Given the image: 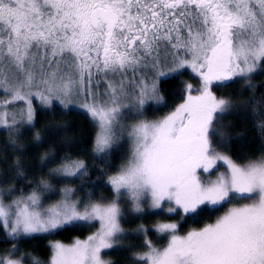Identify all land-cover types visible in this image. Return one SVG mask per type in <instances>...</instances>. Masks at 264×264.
Instances as JSON below:
<instances>
[{"label": "snow or ice", "instance_id": "snow-or-ice-1", "mask_svg": "<svg viewBox=\"0 0 264 264\" xmlns=\"http://www.w3.org/2000/svg\"><path fill=\"white\" fill-rule=\"evenodd\" d=\"M257 77L264 0H0V264H113V249L130 264H264ZM73 112L90 153L57 120ZM237 116L258 151H233ZM90 173L106 180L89 187ZM129 211L164 218L128 231ZM78 229L95 230L55 238Z\"/></svg>", "mask_w": 264, "mask_h": 264}, {"label": "trees", "instance_id": "trees-1", "mask_svg": "<svg viewBox=\"0 0 264 264\" xmlns=\"http://www.w3.org/2000/svg\"><path fill=\"white\" fill-rule=\"evenodd\" d=\"M187 78V77H186ZM255 83L259 86L261 83H264V77H257ZM166 92H167V102L169 105L175 103L172 99V96L176 95L178 96V87H179V81L175 82H169L164 85ZM168 111L167 108H162L159 111L155 112V115H162L164 112ZM153 115V114H151ZM42 122L50 119V117H42ZM57 120L60 123H64L67 121L69 125V135L71 139L74 141L76 146L83 147L85 148L89 153H90V147H89V142L91 138V132L92 128L91 125L88 121V119L84 115L77 114L76 112H73L71 115L66 116V117H57ZM232 124L234 127V142H233V151L234 152H246V151H258L260 146H261V141L258 137V133L253 129V126L251 122L246 121L242 117L237 116L232 120ZM6 139V133L0 129V149L3 148V144ZM76 149H73V152H75ZM63 155V153H61ZM80 158L86 159L90 167L98 172L100 169L104 168V165L101 164L99 161H92L90 158V155H81ZM28 166L30 167H38L39 162L35 159H30L26 161ZM106 180L105 177H100L95 174L90 173V179L87 180V185L91 187V185H100ZM79 183V182H77ZM95 191L96 195H105L109 196L110 191L107 187L99 188L97 189H92ZM163 216H158L154 218H136L135 222L131 225H127L123 223V227L128 230H133L137 227L138 224L140 223H154L155 220L157 219H163ZM189 227L195 226L192 224L188 225ZM95 229H83V230H75L74 232H64L60 236L55 237L56 239H61L65 240L66 242L71 239L72 236H80V237H85L86 235L90 234V231H94ZM47 240L45 239H34L31 240L27 243V247L29 248H35L38 252L41 254L44 253V248L47 244ZM141 241L139 239H135L130 237L127 241V246L128 245H139ZM3 245L0 244V247ZM125 246V247H127ZM109 255L106 256V259H111L113 261V264H130L129 262V257L131 255L130 252L128 251H120V250H109Z\"/></svg>", "mask_w": 264, "mask_h": 264}, {"label": "rangeland", "instance_id": "rangeland-1", "mask_svg": "<svg viewBox=\"0 0 264 264\" xmlns=\"http://www.w3.org/2000/svg\"><path fill=\"white\" fill-rule=\"evenodd\" d=\"M186 78V77H185ZM151 114H153V113H149V115H151ZM234 118H236V117H230L229 119L232 121ZM227 122V121H226ZM135 219H136V216H135V214H133V213H131V211H129L128 213H127V222H125V224H127V225H131V224H133L134 222H135ZM126 230H128V229H126ZM128 231H130V230H128ZM81 238H83V237H81ZM130 238V237H129ZM128 241V240H127ZM127 241L125 242V246H127ZM107 251H109V250H107Z\"/></svg>", "mask_w": 264, "mask_h": 264}]
</instances>
